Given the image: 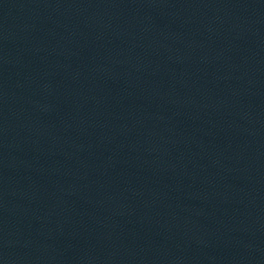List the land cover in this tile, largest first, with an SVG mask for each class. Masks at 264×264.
<instances>
[{
  "label": "water",
  "instance_id": "obj_1",
  "mask_svg": "<svg viewBox=\"0 0 264 264\" xmlns=\"http://www.w3.org/2000/svg\"><path fill=\"white\" fill-rule=\"evenodd\" d=\"M0 264H264V0H0Z\"/></svg>",
  "mask_w": 264,
  "mask_h": 264
}]
</instances>
